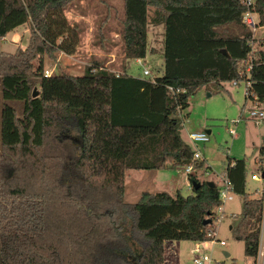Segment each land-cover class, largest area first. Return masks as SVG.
Masks as SVG:
<instances>
[{
  "label": "trees",
  "instance_id": "trees-1",
  "mask_svg": "<svg viewBox=\"0 0 264 264\" xmlns=\"http://www.w3.org/2000/svg\"><path fill=\"white\" fill-rule=\"evenodd\" d=\"M73 1L0 0V264H164L168 242L213 240L218 186L189 172L200 183L190 195L144 192L126 203V176L206 171L181 130L188 101L207 85L243 84L246 100L264 106V36L242 22L249 12L264 28V0H122L111 25L122 58L153 53L148 26H162L160 77L98 62L81 76H45L60 55L78 52L85 30L67 17ZM104 21L96 38L108 54ZM24 25L26 47L3 51L2 39ZM257 165L264 175V147ZM246 169L245 160L227 159L240 199L229 230L255 264L263 194L247 191Z\"/></svg>",
  "mask_w": 264,
  "mask_h": 264
},
{
  "label": "rangeland",
  "instance_id": "rangeland-1",
  "mask_svg": "<svg viewBox=\"0 0 264 264\" xmlns=\"http://www.w3.org/2000/svg\"><path fill=\"white\" fill-rule=\"evenodd\" d=\"M86 2V19L90 31L81 35V43L76 55L73 58L62 57L54 65L49 63L46 66L47 72H62L72 76L83 75L84 67L91 65L92 62L103 64L106 69L119 71L122 65H126L127 71L133 76H142V71L147 69L150 76L160 77L162 71L158 67V60L161 58L162 47L160 45L161 31L156 29L154 35L155 44L153 53L147 54L142 60L125 61L122 58L121 48L119 47V37L113 35V48L109 59L106 54L101 52V44L96 38V29L99 21L105 19L102 26V33L109 32V24L113 25L114 16L121 13L122 0H98ZM115 7L116 11L110 9ZM111 16V21L109 17ZM68 19L73 21L68 15ZM255 20L257 18L253 17ZM102 23V22H101ZM264 35V28H258L254 32L256 38ZM9 37L2 42L1 49L7 52H13L17 46L11 45ZM26 41L21 43L20 48H25ZM85 52H90V57ZM243 84L238 87L233 84H223L218 89L214 85H207L188 101V108L184 112L186 118L183 121L181 130L182 138L205 159L206 171L203 169L191 171L199 181H214L219 187L220 176L226 166L228 158L243 159L246 163V189L250 194L260 196L264 179L254 180L259 172L256 169L255 157L258 154V148L264 146V121L256 124L254 120L248 117L250 103L244 101ZM247 102V101H246ZM1 104V98H0ZM241 108H243L241 110ZM210 131L209 140L204 144H193L188 140L189 133H200ZM229 130L235 132V137L229 134ZM79 141L75 140L78 145ZM207 172V173H206ZM188 173L184 169H160L154 171H130L126 176L125 202L135 203L142 193L166 192L173 196L179 192L182 196L191 194L190 181ZM219 210H222L220 212ZM219 221L214 238L211 241L203 243L200 249L194 253L193 249L196 243L187 241H174L165 244L164 264H193V259L206 258L210 263L202 264H254L251 258L243 253V243L233 239L229 230L231 218L240 212V199L233 195L232 200L222 201L219 208H216ZM215 226V227H216ZM264 228V225H263ZM264 232L260 233V251L264 249ZM223 241L224 246L219 242ZM224 252L228 257L224 256Z\"/></svg>",
  "mask_w": 264,
  "mask_h": 264
},
{
  "label": "crops",
  "instance_id": "crops-1",
  "mask_svg": "<svg viewBox=\"0 0 264 264\" xmlns=\"http://www.w3.org/2000/svg\"><path fill=\"white\" fill-rule=\"evenodd\" d=\"M87 0H74L70 6V10L69 12L67 13V15L73 20V22L77 23V24H81L83 29L85 30V32H88L87 30L90 31V28L88 27V24H87V19H86V13H87V6H86V2ZM110 9L114 10V8H112V6L110 7ZM85 10H86V13H85ZM255 16V15H254ZM109 21H111V16L109 17ZM103 26V25H102ZM156 29L160 30L161 33H160V45L162 47V41H163V29H162V26H151L149 25L148 26V51L149 50H152V49H155L153 48L155 44L154 42V35L155 34H152ZM153 31V32H152ZM105 35H106V38L103 39V42L104 43H107V44H111V43H114L115 45V42L112 41V37L113 35H115L116 37H119V35L117 34V32H114L112 31V27H111V24H109V32H105ZM264 36V35H263ZM9 37V40L11 45L13 46H17V47H21V43H23V41H28V37H29V29H28V26L27 25H24V26H20L18 28H16L13 32L9 33L8 35H6V37H4L2 39V42H5L7 40V38ZM16 47V48H17ZM7 52V51H6ZM102 52V51H101ZM87 53V55L90 57L91 53L90 52H85ZM103 53V52H102ZM111 51L108 52V54H106V57L109 59L111 55ZM151 54V51L150 53ZM62 56L64 57H68V56H65V55H60L58 58L60 59ZM70 58H73V56H70ZM158 64L161 63L160 60H158L157 62ZM129 74V73H128ZM235 87H238V85H233ZM244 101H245V104L243 107H245L246 103H250L249 101L246 100L245 98V95H244ZM247 101V102H246ZM251 104V103H250ZM252 108V104L251 106H249V110ZM259 108L261 110H264V106H259ZM243 108H241L242 110ZM249 117V116H248ZM204 133L207 134V131H202ZM209 134H210V131L208 130ZM201 133V132H200ZM208 134V135H209ZM260 147H264L263 145H261ZM259 147V148H260ZM259 148H258V154L257 156L255 157V164H256V169L258 167L257 165V161H258V155H259ZM195 151V150H194ZM201 161H205L204 157H202V160ZM207 167V166H206ZM207 173V172H206ZM223 174H224V170H223ZM253 179L254 180H260V179H263L262 176L260 174H258L257 176H253ZM210 182H214V181H210ZM220 183V182H219ZM126 184H127V181L125 182V193H126ZM190 186H191V183H190ZM261 193L263 194V205H264V186L262 187V190L260 192V195ZM124 199H125V195H124ZM202 247L201 244H196V247L193 249V252H195V249H200ZM264 251V249H263Z\"/></svg>",
  "mask_w": 264,
  "mask_h": 264
},
{
  "label": "built area",
  "instance_id": "built-area-1",
  "mask_svg": "<svg viewBox=\"0 0 264 264\" xmlns=\"http://www.w3.org/2000/svg\"><path fill=\"white\" fill-rule=\"evenodd\" d=\"M254 15L252 13H245L242 17V22L248 27L250 28V30H252L253 32H255V30H257V26H256V20L253 18ZM139 60H137L138 62ZM49 72L45 71V76H49ZM142 75L144 77H148L150 76V73L147 69H144L142 71ZM233 85H236V83H232ZM249 92H248V88L247 86L244 88V95L245 97L249 96L248 95ZM252 104V108L249 110L248 112V116L255 121L256 124H259L261 123L262 121H264V110H261L259 108V106L256 104V103H251ZM229 134L232 136V137H235V132L233 130H229ZM188 140H190L193 144H204L206 143L209 138H208V135L204 132H201V133H189L188 134ZM193 159L194 160H202V157L201 155L199 154V152L195 151L194 152V155H193ZM191 167L188 166L186 167L185 169V172L186 173H189L191 172ZM233 193L231 191V183L230 181L227 179L225 173L222 174L220 176V184H219V187H218V197L220 199V205L222 203V201H230L232 200V197H233ZM264 207V205H263ZM219 208V207H218ZM220 212H222V210H219ZM216 213V211H215ZM217 215V218H216V223H218L219 221V216L218 214L216 213ZM263 225H264V209H263V220H262V227H261V233L264 232V228H263ZM213 236H214V233H213ZM264 239V237H262ZM264 243V242H263ZM220 246H224V242L223 241H220L219 242ZM201 245H203V243H201ZM259 246H260V242H259ZM197 252V249H195V252ZM263 258H264V251L261 252L260 251V247H259V250H258V254H257V257H256V260H255V264H263ZM210 263V261L206 258H203V259H193V264H202V263Z\"/></svg>",
  "mask_w": 264,
  "mask_h": 264
},
{
  "label": "water",
  "instance_id": "water-1",
  "mask_svg": "<svg viewBox=\"0 0 264 264\" xmlns=\"http://www.w3.org/2000/svg\"><path fill=\"white\" fill-rule=\"evenodd\" d=\"M32 96H33V97L36 96V91H35V89L33 90V94H32ZM207 134H209L208 131H207ZM263 177H264V175H262V178H263ZM199 186H200V183H196V182H192V183H191V187H192L193 189H197ZM207 186H209V187H213L214 184H213L212 182L208 181V182H207ZM224 256H225V257H228V254L224 252Z\"/></svg>",
  "mask_w": 264,
  "mask_h": 264
}]
</instances>
